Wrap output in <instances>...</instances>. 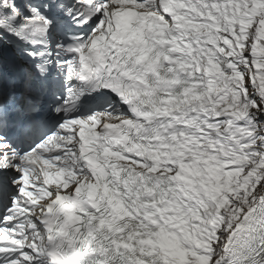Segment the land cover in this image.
<instances>
[{
  "label": "snow or ice",
  "instance_id": "snow-or-ice-1",
  "mask_svg": "<svg viewBox=\"0 0 264 264\" xmlns=\"http://www.w3.org/2000/svg\"><path fill=\"white\" fill-rule=\"evenodd\" d=\"M0 264H264V0H0Z\"/></svg>",
  "mask_w": 264,
  "mask_h": 264
}]
</instances>
